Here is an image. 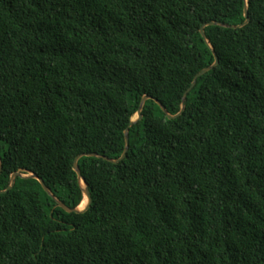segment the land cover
Wrapping results in <instances>:
<instances>
[{
  "label": "trees",
  "instance_id": "obj_1",
  "mask_svg": "<svg viewBox=\"0 0 264 264\" xmlns=\"http://www.w3.org/2000/svg\"><path fill=\"white\" fill-rule=\"evenodd\" d=\"M0 156V264H264V0H0Z\"/></svg>",
  "mask_w": 264,
  "mask_h": 264
},
{
  "label": "water",
  "instance_id": "obj_2",
  "mask_svg": "<svg viewBox=\"0 0 264 264\" xmlns=\"http://www.w3.org/2000/svg\"><path fill=\"white\" fill-rule=\"evenodd\" d=\"M248 13H249V12H248V7H247V8H246V18H247V22H246L244 25L240 26V27H232V28L237 29V28L245 27L246 25H248L249 22H250L249 14H248ZM209 26H222V27H226V28L228 27L227 25H224V24H221V23H216V22H214V23H210V24L206 25V26L203 27L202 30H201V33H202L204 39H206V40H207V35H206V31H205V30H206V28L209 27ZM228 28H229V27H228ZM207 42H208V41H207ZM216 59H217V60H216L215 65L212 66V67H210V68H208V69H206V70H204V71H203V72H202V73L196 78V81L194 82L192 88L186 93V95H185V97H184L182 113L185 111V104H186V101H187V95H188V94H189V93L195 88L196 83H197V79H198L199 77H201V76H204V75L207 74L208 72L212 71L216 66L219 65V59H218L217 56H216ZM151 99H152L151 97H145V98L143 99V102H142V105H141L140 111H139V113L137 114L136 118L132 121L130 128L133 127L135 124H137L139 121H141V120L143 119L142 112H143V110H144V108H145V105H146L147 101H149V100H151ZM158 104H159L160 107H162V109L167 113V110L165 109V107H164L160 102H158ZM182 113L179 114L178 116H172V115H169L168 113H167V114H168V116H169L170 119H176V118L180 117V116L182 115ZM130 128L126 131V149H125V152H124V155L122 156V158L119 159V160H111V159L105 158L106 160H108V161H110V162H112V163H114V164H119V163H121L122 161H124V160L126 159L127 154H128V152H129V150H130ZM83 157L102 158V157L99 156L98 154H88V155H82V156H80V157L77 159V161H76V163H75V166H74V169H75V171L77 172V174H78V176H79V181H80L81 187H82L83 192H84V195H85V200H87V206H86L85 208H83V209H82V207L80 206L78 209L73 210V209H70L69 207H67L65 204H63V203L60 202L59 200H57L58 203H59V205H60V207H62L63 209H65V210H66L67 212H69V213H85V212H87V211L90 210V208H91V206H92V203H93L92 195H91V193H90V191H89L88 185H87V183L85 182V180H84V178H83V175H82V172H81V169H80V167H79V161H80ZM2 172H3V165H2V159H1V156H0V177H1V175H2ZM22 172H23V171L18 172V173H15V174L12 176V178H11V185H10L9 189L6 190V191H0V194H6V193L10 192V191L14 188L17 179L21 177V178H33V179H36V180L40 181V183L42 184V186H43V188L45 189V191H46L49 195H51L53 198H55V197L53 196L52 192L50 191V189H49V188L46 186V184L44 183V181H43L42 179L38 178L37 175H35V174H33V173H31V174H29V175H24Z\"/></svg>",
  "mask_w": 264,
  "mask_h": 264
},
{
  "label": "bare ground",
  "instance_id": "obj_3",
  "mask_svg": "<svg viewBox=\"0 0 264 264\" xmlns=\"http://www.w3.org/2000/svg\"><path fill=\"white\" fill-rule=\"evenodd\" d=\"M87 206V200L84 201V204L81 206L82 209L85 208Z\"/></svg>",
  "mask_w": 264,
  "mask_h": 264
}]
</instances>
